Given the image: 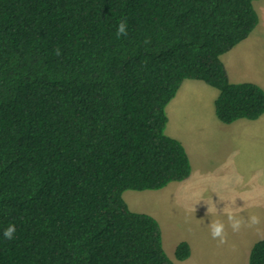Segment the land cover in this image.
I'll return each mask as SVG.
<instances>
[{
	"label": "trees",
	"instance_id": "trees-1",
	"mask_svg": "<svg viewBox=\"0 0 264 264\" xmlns=\"http://www.w3.org/2000/svg\"><path fill=\"white\" fill-rule=\"evenodd\" d=\"M254 1L0 0V264H176L123 193L191 176L166 133L185 80L219 91L223 124L264 115V89L222 61L259 24ZM248 263L264 264V239Z\"/></svg>",
	"mask_w": 264,
	"mask_h": 264
},
{
	"label": "rangeland",
	"instance_id": "rangeland-1",
	"mask_svg": "<svg viewBox=\"0 0 264 264\" xmlns=\"http://www.w3.org/2000/svg\"><path fill=\"white\" fill-rule=\"evenodd\" d=\"M254 7L259 16V24L236 49L238 63L235 61L236 64L230 68L234 69L235 66L237 74L241 70L242 80H256L264 86V0H255ZM198 83L204 85L205 89L182 87V94L177 100V103H180L178 113L185 117L186 112L194 111L193 114L198 117L211 118V107L214 110L213 103L216 98L211 91L218 90L202 81ZM214 117L219 121L215 112ZM221 125L226 127V131L229 129V125ZM167 129L171 128L167 127L166 133ZM231 129L236 130L235 126ZM250 130L264 133V122L241 131L248 134ZM241 138L240 147L233 148L232 142L235 141L227 140L224 143H227L228 148L212 153V159L221 161L214 163L215 168H204L201 177L193 180V184L198 182L194 185L195 188L187 184L190 187L185 188V191L166 196L164 194L167 188L127 190L123 193L132 211L152 216L153 213L156 214L157 217H154L160 222L163 230L164 249L176 264H192L176 258L174 244H179L183 239L199 242V264H234L237 254L240 255L242 264H249L248 253L245 251L249 246L247 242L253 246L257 241L264 239V135L253 139L247 136ZM181 183L185 182H174L168 187L177 188ZM135 194L142 199L133 200L132 196ZM151 195H155L154 198H151ZM206 202L216 205L217 212L212 216L208 214L209 205ZM228 206L236 211L238 218L243 217L246 220L249 215L258 216L260 224L252 228L243 227L238 233H233L231 228H228V243L218 247L217 241L210 236L208 226L212 219H220L227 225V216L223 214Z\"/></svg>",
	"mask_w": 264,
	"mask_h": 264
},
{
	"label": "crops",
	"instance_id": "crops-1",
	"mask_svg": "<svg viewBox=\"0 0 264 264\" xmlns=\"http://www.w3.org/2000/svg\"><path fill=\"white\" fill-rule=\"evenodd\" d=\"M240 44H242V42ZM240 44H238L231 51H229L228 53L222 56V61L224 62L226 66L229 79L232 83L252 82V83H256L259 85L260 83H258V81L256 80H251V81L242 80V78H240L241 76H243V75H240L241 70H239L240 73L237 74L236 73L237 70L235 69L236 68L235 66H234V69L230 68V66H233L236 64L235 61L238 63L239 57H237V54L235 53V51L236 49L239 48ZM253 59L257 60L256 58H253ZM198 81L199 80H195V81L185 80L180 90L178 91L176 97L167 106V115L169 118L167 127L171 128L170 130L167 129V134L173 138L180 140L184 144L187 150V153L189 155L190 161H191L192 174L187 180L182 181L185 183H181V185L178 186L177 188L176 187L174 188L173 186H170V187L167 186L166 187L167 189L164 194L165 196L166 195H176L178 191L180 192L185 191V188L190 187V186H187V184L191 185V188H195L194 185L197 184L198 182L193 184L194 183L193 180H198L201 177L200 175L204 171V168H208V167L215 168L216 165L214 163L221 161L217 158L212 159V157L214 156L212 155V153H214L216 150L221 151L224 148H228L226 146L227 143H224V141L234 140L235 142H232V147L237 148V147H240L239 140L242 136L243 137L247 136L253 139V138H258L259 136L262 137L264 135V133H259L258 131L250 130L248 134H244V132L241 131L242 129H245V130L251 129L252 126L257 125L260 122H264L263 121L264 115L260 117L258 120H254V121L241 119L229 125L228 127L229 129L226 131L225 130L226 127L224 125H221L223 123L220 121H217V119H215L214 117L215 102L213 103L214 110H213V107H211V114H212L211 118L203 119L201 117L194 115L193 114L194 111H191V110H190L191 112H186L185 117L181 116V114L178 113V107L180 103H177L178 102L177 100L180 98L182 94V91H181L182 87L183 88H189V87L198 88L199 87V88L205 89V87H203L204 85H201V83H198ZM186 82H189V83H186ZM184 84H185V87H184ZM259 86H261L264 89V86H262V84H260ZM211 92H213V96L216 97L215 98V101H216L219 95V91L218 92L211 91ZM215 116H216V113H215ZM234 126L236 129L235 131L231 129ZM241 139L244 140V138H241ZM190 180H192L191 183H187ZM154 196L155 195H151V198H154ZM132 198L133 200L142 199L140 196L136 194L132 196ZM153 215L155 216L156 214L153 213ZM182 241H188L192 248L191 257L184 261H188V263H192V264H195V263L199 264V259H198V256L200 255L199 242L197 243L196 241L192 242L189 239H183ZM247 244L249 246L247 247L245 251L246 253H248V257H249L250 251L253 246L251 245L249 241L247 242ZM174 245H176L177 247L178 244H174ZM237 256L238 257H236L234 260V264H242L240 255L237 254Z\"/></svg>",
	"mask_w": 264,
	"mask_h": 264
},
{
	"label": "clouds",
	"instance_id": "clouds-1",
	"mask_svg": "<svg viewBox=\"0 0 264 264\" xmlns=\"http://www.w3.org/2000/svg\"><path fill=\"white\" fill-rule=\"evenodd\" d=\"M127 22L126 20H121L118 24L116 35L117 37L127 36ZM56 55H61L59 49L56 50ZM200 202V201H199ZM198 202V203H199ZM197 203V204H198ZM207 203V202H206ZM208 204V203H207ZM209 205V204H208ZM196 211V209H195ZM214 212H217L216 205L213 203L209 205L208 214L212 216ZM227 216V225L224 221L220 219H212L210 225L208 226L210 236L213 240L217 241V246H224L228 243V228H231L233 233H238L243 227L252 228L260 224V218L256 215H249L245 220L243 217L238 218L236 211L226 207L224 209V214ZM16 232V227L14 224H10L3 232V236L6 240H13Z\"/></svg>",
	"mask_w": 264,
	"mask_h": 264
}]
</instances>
